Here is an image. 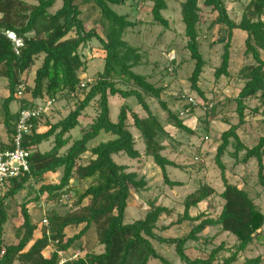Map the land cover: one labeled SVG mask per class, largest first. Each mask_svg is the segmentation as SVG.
<instances>
[{
	"label": "trees",
	"instance_id": "trees-1",
	"mask_svg": "<svg viewBox=\"0 0 264 264\" xmlns=\"http://www.w3.org/2000/svg\"><path fill=\"white\" fill-rule=\"evenodd\" d=\"M58 1L39 0L37 5L32 6L22 0H0V79L6 80L9 89V95L3 102L5 125L9 126L13 117L10 106L18 100V89L24 86L23 76L39 60L42 59V63L35 73L34 86H24L25 95L20 100V110L32 107L45 98L53 100L55 104L72 100L71 95L78 92L83 84L80 72L85 70L87 63L80 50L88 42L97 40L103 46L105 66L95 81L88 84L86 93L76 98L83 99L74 110L56 124L48 119L47 132L38 133L39 120L32 121L33 130L31 134L25 135L23 141V148L31 152L30 172L11 180L6 185V195L2 198L0 196V264H60L58 253H69L74 249L82 252L81 257L64 264H151L154 260L168 264L153 246V241L175 246L178 257L185 264H219L223 245L213 249L205 259H192L187 254L186 244L190 241L199 242V235L207 228H217L220 233L235 238L236 244L223 264H237L240 256L252 245L263 241L264 213L248 192L229 182L222 158L232 145V156L237 161L241 152L246 153L241 160L243 163L256 159L260 183L264 186V137L254 147L248 148L238 134L246 123L247 101L259 96L264 104V0H250L239 22L229 15L225 0H205L203 3V7L217 14L214 24L224 25L228 29L222 64L215 72L216 79L230 76L231 47L236 30L247 35L244 56L251 63L239 72V78L246 81L235 99L239 123L222 134V142L217 150L216 163L224 186L220 194L224 201L222 211L216 218H206L205 214L195 218L190 216L192 209L215 194L209 186L200 187L184 201L183 218V221L200 223L187 236L179 239L163 238L156 233L161 217L169 213L164 207L155 206L143 219L131 224L125 223L132 189L140 190L146 186L145 180H139L136 173L128 172L126 166L117 164L113 159L118 155H125L132 160L141 159L135 139L129 131V117L133 118L135 127L146 143L147 155L160 168L165 184L171 188L181 186L170 180L167 171L168 167L176 165L162 154L164 148L156 142L163 127L151 112L146 99L151 98L160 103L174 128L187 132L190 130L167 108L162 99L165 88L157 87L146 76L133 72L134 68L143 66L144 57L138 48L131 46L124 38L127 31L136 27V24L112 8L121 6L124 0H93L100 10V24L105 36L95 30L87 31L79 0H61V7L52 12ZM200 1L185 0L181 15L185 26L186 49L195 65L190 78L191 86L204 97L199 87L207 66L199 42L203 12ZM167 9V0H153V21L165 29L169 27L163 16ZM9 31L24 41V48L19 55L6 36ZM72 34L74 36H70ZM115 96L124 100L135 98L148 116L142 118L128 105H123L114 123L110 117L109 100ZM94 101L98 102L96 118L82 138L68 147L72 141V131L81 125V117ZM212 112L214 115V109ZM253 112L256 116L260 114L264 123V109L262 112L258 109ZM103 132L112 135L114 139L89 150V143ZM52 139L50 151L41 153L38 148ZM10 149L12 144L1 146L0 152ZM89 152L91 158L81 163ZM60 170L63 171L60 181L56 184H42L34 201L39 203L45 197L47 203L59 205L65 196L74 193L76 199L69 211L65 214L51 211L48 214L49 226L43 228L41 236L36 238L39 228L32 222L27 209L29 202H25L21 206L22 227L17 232L15 242L8 244L5 240V226L8 223L6 201L19 195L31 181L41 183L46 175L57 174ZM75 182L81 183L83 189H78ZM80 227L79 233L71 238L67 236L68 229ZM91 230L96 232L98 244L104 247L103 253H87L82 250ZM51 245L55 250L47 258L44 252ZM243 264H263V258L259 256L249 259Z\"/></svg>",
	"mask_w": 264,
	"mask_h": 264
},
{
	"label": "rangeland",
	"instance_id": "rangeland-1",
	"mask_svg": "<svg viewBox=\"0 0 264 264\" xmlns=\"http://www.w3.org/2000/svg\"><path fill=\"white\" fill-rule=\"evenodd\" d=\"M29 5L35 6L39 0H22ZM185 0H167L168 9L163 12L164 18L168 21L169 27L165 29L156 25L153 21L151 10L153 0H124L121 6H113V10L119 15H124L136 24V27L127 31L124 38L131 46L138 48L144 57V64L133 69V72L146 76L149 82L157 87L165 88L162 99L166 102L167 108L176 114L190 132L174 128L170 121L167 111L163 109L157 100L148 98L147 103L151 112L157 117L163 127V132L156 138V142L162 146V154L173 162L176 167H168V175L172 182L180 183V187L171 188L165 184L163 174L154 163L152 157L146 153V143L135 127L134 120L129 117V131L132 133L136 149L141 154V159L132 160L125 155L114 156V161L126 166L128 172H134L139 180H145L144 189H132L129 206L126 212L125 223L131 224L145 217L153 207H164L169 213L164 214L159 221V228L156 233L163 238L179 239L187 236L200 222L191 223L183 221L185 214L184 201L186 198L197 191L202 186H209L215 194L207 201L190 211V216L195 218L205 214L206 218H216L222 211L224 201L220 194L224 191L222 174L216 163L217 150L221 145V136L228 131L231 126L239 123L237 114V103L241 88L245 84L244 79L239 78L240 70L250 64L244 56L245 40L247 35L241 31H234L231 47L230 76L222 77L217 80L216 70L222 64V56L227 41L228 29L224 25H216L214 21L217 17L210 8L203 7L205 0L200 1L202 8V18L199 26L200 50L204 56L207 66L199 83V87L204 94L202 97L192 89L190 78L194 70V62L186 49L185 26L182 22V3ZM250 0H225L229 15L239 22ZM79 7L82 10V20L87 31L95 30L105 36L104 29L100 24V10L93 0H79ZM62 5L59 0L54 8L56 11ZM70 36H74L73 34ZM80 53L86 61L85 70L80 72L81 82L85 84L93 83L98 74L104 70L105 62L103 46L97 40H92L84 45ZM264 59V54H263ZM40 64V60L36 63ZM35 65V66H36ZM35 79V67L23 76L24 86L33 87ZM120 88L127 89L125 86ZM9 95L8 84L5 79H0V147L12 144V130L17 123L18 113L21 109L20 98L15 101L10 110L12 119L9 126L4 123L5 113L3 102ZM81 99L64 100L54 105L49 115H45L39 120L40 132H45L49 127L45 126L48 119L53 124L58 123L74 110ZM195 100L196 106H189L190 100ZM128 105L135 113L142 118L148 115L139 105L135 98L124 100L118 96L111 97L109 100L110 117L117 122L120 108ZM246 123L239 131V137L248 148L254 147L264 137V123L262 116H256L254 110L260 112L264 109V104L259 99L247 101ZM190 109V113L187 110ZM212 109L215 114L213 115ZM98 114V102L84 112L81 117V125L71 133L72 141L81 139L84 132L89 130L93 120ZM110 134L101 133L98 138L91 141L88 145L89 150L113 140ZM233 143L234 140H231ZM53 146V139L48 143H43L39 150L42 153L48 152ZM233 146H229L222 162L226 167V177L230 183L239 186L248 192L250 197L260 207L264 213V186L260 183L259 167L256 159L243 163L241 160L245 152H241L238 161L232 156ZM91 158L90 152L87 153L81 163H86ZM63 171L51 175L45 184L58 183ZM44 184L30 182V185L17 195L14 199L6 201V211L8 223L5 226V240L8 244L15 242L17 232L22 227L23 218L21 206L29 202L27 207L32 222L36 224L39 231L35 237L41 236V230L46 228L42 225L43 218L48 219V214L55 210L61 214L69 211L70 206L75 201L74 193L64 197L59 205L49 204L45 197L37 203L35 200L37 191ZM78 189H83L81 183L75 182ZM8 192L7 188L0 191L1 198ZM78 229H68L67 236L71 238L79 233ZM200 236L199 242L190 241L186 244L187 254L192 259H205L211 251L220 246H224V251L220 254L218 263L223 264L224 259L230 256L236 240L229 234H219L217 229L207 228ZM153 246L161 254L168 264H185L178 257L175 246L160 244L153 241ZM84 252L100 254L104 252V247L97 241L96 232L91 230L84 241ZM54 246H49L45 252V257H50L54 251ZM263 258L264 264V239L256 242L248 251L242 254L237 264H243L246 260ZM151 264H161L159 261H152Z\"/></svg>",
	"mask_w": 264,
	"mask_h": 264
},
{
	"label": "built area",
	"instance_id": "built-area-1",
	"mask_svg": "<svg viewBox=\"0 0 264 264\" xmlns=\"http://www.w3.org/2000/svg\"><path fill=\"white\" fill-rule=\"evenodd\" d=\"M6 36L14 44V50L17 55L24 48L23 39L19 38L14 32H7ZM90 83V82H89ZM88 90V83H83L78 92L72 94V98L83 96ZM18 97L24 99L25 87L21 85L18 89ZM55 102L48 98L42 99L34 103L32 107L22 109L18 113L17 123L14 128L15 135L13 136L12 149L0 152V189L4 190L6 185L14 179L30 172L29 158L31 152L23 148L25 135L31 134L33 130L34 120H41L45 115H49ZM195 100H190L189 106H196ZM190 113V109L187 110ZM42 225L46 228L49 226L47 218H43ZM81 251L74 249L69 253L59 252L60 264L79 259Z\"/></svg>",
	"mask_w": 264,
	"mask_h": 264
},
{
	"label": "crops",
	"instance_id": "crops-1",
	"mask_svg": "<svg viewBox=\"0 0 264 264\" xmlns=\"http://www.w3.org/2000/svg\"><path fill=\"white\" fill-rule=\"evenodd\" d=\"M41 63H42V59L40 60V64H37V65L35 66V73H36V71L38 70V68L41 66ZM39 125H40V123H38V128H37V132H38V133L42 134V133H45V132L48 131V130H47V131H45V132H40V131H39V128H40ZM45 126H46V127H49V126L47 125V123H45ZM48 129H49V128H48ZM39 148H40V147H39ZM39 148H38V150H39ZM39 151H40V150H39ZM49 151H50V150H49ZM41 153H42V152H41ZM51 175H52V174H49V175H46V176H45L44 181H43L44 184H45V181L47 180V178L50 177ZM55 184H56V183H55ZM214 229H217V228H214ZM217 232H218L219 234H221L220 231H219L218 229H217ZM66 233H67V232H66Z\"/></svg>",
	"mask_w": 264,
	"mask_h": 264
}]
</instances>
